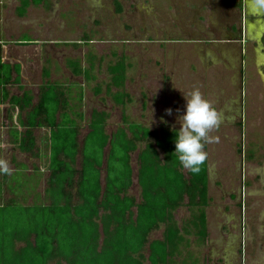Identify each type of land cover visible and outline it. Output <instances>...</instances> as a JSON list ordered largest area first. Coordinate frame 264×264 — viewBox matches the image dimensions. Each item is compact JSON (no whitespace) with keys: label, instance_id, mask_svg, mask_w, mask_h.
Returning <instances> with one entry per match:
<instances>
[{"label":"rangeland","instance_id":"1","mask_svg":"<svg viewBox=\"0 0 264 264\" xmlns=\"http://www.w3.org/2000/svg\"><path fill=\"white\" fill-rule=\"evenodd\" d=\"M20 1L0 0V37L11 48L18 45L10 61L20 62L22 83L33 95L43 67H49L52 81L82 84L87 120L94 110L110 114L106 131L111 135L122 124L121 108L104 83L108 65L121 58L128 65L130 119L150 129H177L207 159V238L201 243L189 235L177 263L191 255L198 264H264V0H45L19 16ZM21 39L26 41L19 44ZM68 58L84 66L94 59L96 81L73 76ZM8 109L3 107L0 119V167L13 173L12 156L28 166L27 175L39 167L40 178L24 191L38 184L33 191L43 197L47 132H37L35 156L21 154L10 142L16 112L11 118ZM131 158L128 194L140 202L138 150ZM182 171L187 175L188 167ZM104 176L102 170V185ZM9 197L6 192L4 198ZM174 213L180 226L193 214L185 205ZM163 232L161 227L149 238H162Z\"/></svg>","mask_w":264,"mask_h":264},{"label":"trees","instance_id":"2","mask_svg":"<svg viewBox=\"0 0 264 264\" xmlns=\"http://www.w3.org/2000/svg\"><path fill=\"white\" fill-rule=\"evenodd\" d=\"M44 2L21 0L17 13L23 16L30 5ZM1 55L0 44V103L8 100L20 111L29 108L20 124L23 131L15 130L12 142L19 152L35 156L34 130L45 128L49 153L43 197L33 191L38 184L24 191L30 181L40 178L39 167L36 174L27 175L26 165L13 158L15 172L0 170V264H180L176 257L188 247L189 235L201 243L206 240L207 159L177 129L162 126L160 133L152 131L124 113L122 124L110 135L106 131L110 114L94 110L80 139L82 84L46 81L50 69L44 66V81L33 105L29 91L10 95L7 86L19 83L21 67L2 62ZM88 62L84 66L68 58L65 63L73 76L90 83L97 79V67L94 59ZM127 66L121 58L109 64L104 83L106 93L122 109L131 104L125 91ZM93 92L98 96L100 86L96 84ZM137 150L140 202L128 194L131 156ZM185 166L188 176L182 171ZM4 192L10 197L4 198ZM32 193L36 197L29 203ZM183 205L193 214L180 226L174 212ZM161 227L162 238L150 239ZM188 257L181 264L191 260L198 264Z\"/></svg>","mask_w":264,"mask_h":264},{"label":"crops","instance_id":"3","mask_svg":"<svg viewBox=\"0 0 264 264\" xmlns=\"http://www.w3.org/2000/svg\"><path fill=\"white\" fill-rule=\"evenodd\" d=\"M0 30H1V28H0ZM2 37V36H1ZM0 37V44H1V49H2V57H1V59H2V62H4V63H10V64H18V65H20V67H21V64H20V62L19 61H16V62H12V61H10L11 59H14V51H16L17 50V48H18V45L16 46V47H13V48H11V46H9V44L3 39V38H1ZM23 41H26V40H22L21 39V41H18V43L19 44H23ZM29 43V42H28ZM26 44V43H25ZM13 50V51H12ZM161 51H159L158 53H157V55H156V57L157 58H161V56L159 55V53H160ZM7 53H8V56H9V60H6V57H7ZM202 55V54H201ZM200 55V56H201ZM188 56H189V54H188ZM199 56V57H200ZM142 57H145V56H142ZM190 59H191V55H190ZM190 61V60H189ZM165 62H167V63H178V61H176V62H173V61H165ZM179 63H181V61H179ZM15 74L13 73V78L15 79ZM42 82H41V84L43 83V81H44V76H43V72H42ZM51 77V71H50V76H49V78ZM49 78H47V79H45L46 81H48V80H50V81H52L51 79H49ZM40 84V85H41ZM40 85H39V87H40ZM16 87H18V89H19V93H15L14 92V89H16ZM39 87H38V93H37V95L35 96V95H33V93H32V91L31 90H28V89H26V87H25V85H23V83H22V67H21V70H20V81H19V83H15V84H9L8 86H7V88H8V90H9V92H10V95H15V96H21V95H23V93L25 92V91H29L30 93H31V95L33 96V105L36 103V101H37V98H38V94H39ZM32 105V106H33ZM31 106V107H32ZM84 106V105H83ZM83 106L81 107L82 108V111H83ZM142 106H143V108L145 109L144 111H146L147 110V102L144 100L143 102H142ZM3 107H6V108H9L8 110H10V111H12V112H9L8 114H9V116H11V118H13V116H12V114L13 113H15L16 112V122H14L13 123V125H12V127L9 129V131H8V134H9V136H10V142H11V144H13V146H15L14 145V143L12 142V140H13V135L15 134V130H17V131H23L22 129V126H20V124H21V121H24L25 120V118H26V112H27V110L29 109V108H27V109H24V110H22V111H20V109H19V107L17 106V105H14V104H12L10 101H5L4 103H0V110H2V111H0V119H1V121H3V116H4V110H3ZM30 107V108H31ZM120 108H121V120H122V116L124 115V113L125 114H127L128 115V112L126 111V108L125 109H122V107L121 106H119ZM129 116V115H128ZM109 118H110V116H109ZM90 119V118H89ZM89 119L87 120L86 119V117H85V113H84V120H83V122H82V125L84 126V122L85 121H89ZM109 120V119H108ZM1 121H0V123H1ZM142 125H145V124H143L142 123ZM145 126H147V125H145ZM148 127V126H147ZM148 128H150V127H148ZM160 128H161V126L158 128V129H151L152 131L154 130H157L159 133H160ZM39 130H45L46 132H47V139H48V130L47 129H45V128H40V129H35L34 130V133H35V135H36V137H37V139H38V136H37V132L39 131ZM82 130H83V127H82V129H81V133H80V135H79V138L81 137V135H82ZM117 130V129H116ZM115 130V131H116ZM108 133V132H107ZM109 134V133H108ZM112 135V134H111ZM85 136V135H84ZM83 136V137H84ZM81 139V138H80ZM37 144H38V140H37ZM16 147V146H15ZM17 149V148H16ZM18 150V149H17ZM18 152H19V150H18ZM21 153V152H20ZM21 154H23V153H21ZM29 155V154H28ZM48 155V154H47ZM13 158H15L14 156H12L11 157V164H12V166L14 167V172L17 170V168H18V166H16L15 165V163L16 162H18V163H22V164H24V165H26L25 163H23V162H21V161H18L17 160V158H15V160H16V162L15 163H13ZM47 158V157H46ZM17 164V163H16ZM26 167H28L27 165H26ZM36 167V166H35ZM34 167V168H35ZM0 170H7V169H4V168H2V167H0ZM46 171H47V169H46ZM10 173V172H9ZM47 174H48V171H47ZM208 185H209V181H208ZM4 193H6V192H4Z\"/></svg>","mask_w":264,"mask_h":264}]
</instances>
